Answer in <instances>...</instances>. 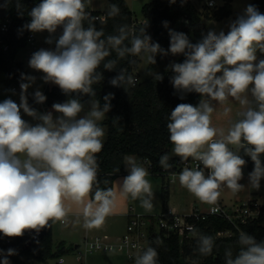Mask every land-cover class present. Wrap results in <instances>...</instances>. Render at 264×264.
Masks as SVG:
<instances>
[{
  "label": "clouds",
  "instance_id": "obj_1",
  "mask_svg": "<svg viewBox=\"0 0 264 264\" xmlns=\"http://www.w3.org/2000/svg\"><path fill=\"white\" fill-rule=\"evenodd\" d=\"M169 2L174 4L176 0ZM89 3L90 0H41L28 12L31 19L23 28L33 33L47 31L45 43L55 44L52 49L34 52L29 67L43 74L44 83L58 86L70 98L53 103V111L39 112L28 102V89L36 83V77L21 73L19 104L10 98L0 102V234L20 237L26 230L38 234L50 228V221L67 223L66 200L79 205L82 226L87 230L100 228L111 214L115 193L99 187L96 154L104 146L101 122L111 111L114 94L105 95L103 105L91 100L87 111L78 97L96 96L93 86L104 79L101 65L113 71L118 60L129 56H139L155 65L157 55H182L183 62H172L166 68L172 72L170 83L178 93L195 92L201 96L197 105L178 104L166 125L172 155L182 163L190 158L197 162L179 172L181 186L216 212L214 206L222 188L233 194L245 188L239 181L247 163L243 157L247 156L254 163L248 186L258 190L264 179V59L257 60V52L264 53V13L249 4L230 22L227 33L210 29L196 43L164 21L170 37L169 48L164 49L148 34L147 18L137 31L123 24L117 26L115 34L105 35L102 28L97 29L96 17L87 11ZM180 3L183 6L187 0ZM119 13L118 5L111 4L107 16ZM58 28L62 32L55 37ZM113 53L116 59H107ZM152 77L155 81L164 78L156 72ZM138 82L125 68L109 81L125 91ZM73 94L77 98H71ZM229 97L238 101L243 110L225 131L212 126L211 117L216 111L212 102L224 105ZM33 99L43 104L47 97L37 88ZM21 112L37 123L23 119ZM223 113L229 115L231 108L224 107ZM118 121L119 117L113 118L114 124ZM171 157L168 153L161 155L159 164L164 170L173 167ZM124 164L128 175L120 185L121 192L139 199L141 207L151 212L154 193L147 179L148 170L135 156H126ZM90 193L92 199H88ZM191 231L197 237L199 254H212L213 237ZM162 243L157 238L156 244ZM237 244L235 255L231 248L225 250V264H264V241L258 242L240 231ZM16 254L15 249H0V264H11L8 257ZM134 264H159L156 248L143 249L135 256Z\"/></svg>",
  "mask_w": 264,
  "mask_h": 264
},
{
  "label": "trees",
  "instance_id": "obj_2",
  "mask_svg": "<svg viewBox=\"0 0 264 264\" xmlns=\"http://www.w3.org/2000/svg\"><path fill=\"white\" fill-rule=\"evenodd\" d=\"M111 4L118 5L119 15L108 17L106 11H90L92 16L104 15V18L95 20L97 29H103L105 35L115 34L117 26L126 24L129 28L137 20V16L131 10L126 0H108ZM233 0H225L224 5L219 8H206L204 11L199 10L196 5L187 0L181 6L180 0L171 4L169 0H151L146 2L141 13L143 18L149 20L148 34L154 42H158L163 48H169L170 37L168 29L163 26L164 21L169 22V28L188 35L190 41H199L202 34L209 30L203 20V17L222 20L233 13ZM41 0H0V72H5L9 87H20L21 73L26 74L24 62L17 59L18 52L27 47L28 35L30 31L23 26L30 22L28 12L32 7L40 3ZM261 13H264V0H252ZM7 24V29L2 30V26ZM87 26V22H85ZM140 26H137L135 31ZM228 32V31H227ZM225 32V33H227ZM127 43V42H126ZM7 45V49L3 47ZM107 59H116L113 53ZM134 60L135 63H129ZM184 57L181 55L173 62H183ZM140 63V57H126L118 60L115 70L108 71L103 69L104 79L100 84L94 85L96 96H80L78 98L84 101L93 99L99 100L103 105V97L108 93L114 94L111 100V111L108 116L101 122L102 127L107 128V137L101 152L96 154L99 165L97 180L100 188L112 189L114 192V183L118 176L124 174V160L128 154H138L142 160L149 163L150 172L163 180V207L166 208L170 198L169 174L176 171V159L171 155L173 145L169 140L167 130L168 117L171 111L181 103L197 105L201 96L195 92L178 93L170 83L171 71H166L167 66L157 68L155 65H149L146 76L140 78L135 87H128L127 91L123 87H113L109 81L118 75L120 68H125L128 74L136 75ZM163 75L162 81H155L153 73ZM35 91L29 92V104L37 109L43 110L44 107H52L53 103H62L70 97L64 95L58 86L47 87L42 92L47 97L43 104H36L33 99ZM183 97V98H181ZM71 98H77L75 94ZM119 117V121L114 124L113 118ZM168 153L171 157L170 163L173 167L164 170L159 160L161 155ZM243 156V152H241ZM248 167L254 168V163L250 157H243ZM264 162V156L261 157ZM118 170V171H117ZM95 189H93L94 193ZM93 193H90L91 199ZM198 231L201 234L213 237L215 244L212 254L208 256L200 255L197 250V237H191L181 242L178 234L166 231L151 232L149 236V246L155 247L158 252L159 264H225V250L231 248L235 255L239 250L237 244L240 231L247 232L256 240L264 241V205L261 206V213L255 219H249L245 223L240 222L234 225L231 222L219 217L211 216L209 219L199 222ZM229 231L230 235L220 236L218 232ZM159 238L163 241L157 245L156 240ZM25 233L20 237H4L0 234V249L5 251L15 249L16 255L8 257L11 264H28L27 259L46 261L49 258L61 257L69 249L66 248L65 241L57 245L54 250L53 229L46 228L37 240L25 243Z\"/></svg>",
  "mask_w": 264,
  "mask_h": 264
},
{
  "label": "rangeland",
  "instance_id": "obj_3",
  "mask_svg": "<svg viewBox=\"0 0 264 264\" xmlns=\"http://www.w3.org/2000/svg\"><path fill=\"white\" fill-rule=\"evenodd\" d=\"M95 0H90L88 5L87 11L92 10L94 7L96 10L106 11L109 9V2L108 0H97L96 6L91 4ZM131 5V10H133L137 16L138 20L143 19V15L141 13L142 6L151 0H128ZM192 2L196 5V7L204 11L205 7L208 8L207 2L208 0H192ZM216 6L209 7V8H219L220 6L224 5L225 0H215ZM104 3V4H102ZM252 4V0H233V13L222 20H216L212 18H207L206 16L203 17V20L208 28V30H215L217 32L223 30L224 32L229 31V24L231 21H234L239 15L243 14L244 9L247 5ZM93 5V6H92ZM103 5V6H102ZM101 7V8H100ZM93 9V10H94ZM46 32V31H44ZM46 37V35H44ZM192 43L198 42L197 40H192ZM37 44V41H36ZM38 47V44H37ZM162 47V46H161ZM168 49V48H164ZM39 50V48H38ZM29 48H22L18 54L17 59L24 62V68L26 71V75H32L36 77V83L28 89V91L32 90L35 91L39 88L43 91L47 85L54 86L53 84H46L42 81V73L37 72L29 67V60L30 57L28 56ZM179 56H172L169 54L166 57H161L160 55L156 56V64L155 67L161 68L164 66L169 65L173 61H175ZM264 59V53L257 52V60ZM150 64L146 63L145 59L140 57V63L138 69L136 70V75L140 78H144L147 74L146 70ZM20 92L21 89L19 87L18 90L12 91L7 82V75L5 72H0V102L5 99H12L14 102L19 104L20 102ZM249 99L251 97L249 96ZM213 106L215 107L216 111L212 114L211 123L213 127L218 129H224L225 131L230 126V121L235 120L237 118V113L242 111V107L240 106L239 102L236 101L234 98L229 97L228 101L224 105H220L219 103L213 101ZM224 107H230L231 113L229 115H224L223 109ZM148 162H146V165ZM144 166V165H143ZM149 166V164H148ZM146 167V166H145ZM253 171V168H249L248 164L243 168V179L239 181V183L245 185V188L237 194H233L229 189L226 187L222 188L221 195L219 199H221L224 204L228 207L236 208L248 200L257 199L259 202L264 203V179L260 182V188L258 190L251 188L249 185V178L248 174ZM124 177H121L118 182V195L115 196V204L111 213H134V214H144L150 215L152 213L158 214L162 210L163 206V196H162V185L163 180L161 177L154 176L151 180L152 191L154 193L153 198V209L151 212H146L140 205L139 199L133 200L130 196H127L121 192L120 185L122 184ZM170 187L174 188V195L172 198V203L175 206H178V210L181 212H188L190 208L193 207H200L204 208L206 203L197 199L193 194H191L186 188L182 187L179 179L178 174L175 177L173 182L170 181ZM88 199H91L90 194ZM205 204V205H203ZM236 204V205H235ZM65 206L69 209V214L67 216V223L56 222L53 223V241H54V250L57 249V245L65 241L66 248L69 249L66 253L62 254V257L65 258V262L60 263L59 257L49 258L46 261H39L35 259H27L28 264H76L77 259V252L83 251L85 249V239L89 237L90 240H93L95 235H102V234H109L111 236L114 235H122L127 232V217L126 216H119L116 219H113V216H107L103 225L98 229H85L83 225V217L80 215H76V213H80L79 205L73 203L70 200L65 201ZM113 221V226L111 227V223ZM111 227V228H110ZM98 233V234H96ZM226 236L229 235L225 234ZM76 245H79L78 250L76 249ZM86 262L88 263V257L86 258ZM126 260L121 264H126Z\"/></svg>",
  "mask_w": 264,
  "mask_h": 264
},
{
  "label": "built area",
  "instance_id": "obj_4",
  "mask_svg": "<svg viewBox=\"0 0 264 264\" xmlns=\"http://www.w3.org/2000/svg\"><path fill=\"white\" fill-rule=\"evenodd\" d=\"M207 5L209 7L216 6L215 0H208ZM211 5V6H210ZM97 19L104 18V15L96 16ZM136 20L132 25L131 30L135 31L137 26H142L143 21ZM149 21V20H148ZM7 29V24L2 26V30ZM28 45L29 52L28 56L31 58V55L38 50L36 44V33L31 32L28 35ZM7 45L3 48L7 49ZM137 79L138 77L135 76ZM19 87L12 86L10 90H18ZM197 162L193 161L191 158L188 161L181 162L180 158L176 159V171L171 172L169 177L174 179L177 174L184 167H194ZM201 167H203L201 165ZM175 174V175H174ZM213 206H208L207 208L195 207L191 211L178 214L172 209L165 210L155 216H144L141 214H131L127 223V232L113 240H106L101 237H96L93 240H86L85 249L77 252V263L76 264H85L83 259L86 258L89 254H94L96 252L104 253H119L125 255L130 264H134V258L139 254L143 249H146L149 246V236L151 232H160L166 231L169 233L178 234L181 242L194 237L192 234V229L198 231L199 222L209 219L211 216H219L234 225H238L240 222L245 223L249 219H255L259 217L261 213V206L253 201H246L242 205L231 208L224 204L222 201L218 200L216 207L217 211L213 212ZM52 224V222L50 221ZM47 228V227H46ZM42 229L38 234L34 230L25 231V243L32 242L37 240L40 235L46 229ZM201 233L200 231H198ZM230 235L229 231H220L218 235L225 236V234ZM61 262H64V258H60Z\"/></svg>",
  "mask_w": 264,
  "mask_h": 264
},
{
  "label": "crops",
  "instance_id": "obj_5",
  "mask_svg": "<svg viewBox=\"0 0 264 264\" xmlns=\"http://www.w3.org/2000/svg\"><path fill=\"white\" fill-rule=\"evenodd\" d=\"M127 2H128V4H129V6H130V8H131V5H130V2L128 1V0H126ZM192 1V0H191ZM109 2V1H108ZM96 3H98L97 2V0H95V1H93V2H91V4H93L94 6H96ZM102 4H104V3H102ZM92 5V6H93ZM103 6V5H102ZM89 8H92V10H89L88 12H90V11H93V9H94V7H89ZM101 8V7H100ZM94 10H96V9H94ZM101 11V10H100ZM61 32H62V29H60V28H58L57 29V32L54 34V36L55 37H58L60 34H61ZM44 35H46V37H44ZM49 37V33L46 31V32H37L36 33V41H37V44H38V48L39 49H41V48H45V49H52V48H54L55 47V44L53 43V44H47V43H45V40H46V38H48ZM28 48H29V46H27ZM26 48V47H25ZM54 86H56V85H54ZM47 87H52L51 85H47ZM46 87V88H47ZM45 88V89H46ZM44 89V90H45ZM30 91H32V90H30ZM30 91H28V102H29V92ZM80 99V98H79ZM81 100V102L85 105V111H87L88 109H89V107H90V101H84V100H82V99H80ZM93 100H96V99H93ZM65 102V101H64ZM63 103V102H62ZM39 112H41V113H45V112H48V111H53L52 110V107H44L43 108V110H38ZM21 115H22V118L23 119H25L26 121H28L29 123H31V124H35V123H37V121H35V120H33L31 117H29V116H27L26 114H24L23 112H21ZM53 115L54 116H57V115H59L58 113H55V112H53ZM81 115H83V113H81ZM107 116H108V113L106 114ZM107 118V117H106ZM105 118V119H106ZM104 129H105V136H104V142H105V140H106V137H107V128L106 127H104ZM135 156L136 158H137V160L139 161V162H141L143 165H144V167L148 170V172H149V176L147 177V179L151 182V180L150 179H152L153 177H154V175L150 172V166H148V164L146 165V161H144V160H142L141 159V157L138 155V154H128L127 156ZM171 155H172V150H171ZM173 157H177V158H179L178 156H174V155H172ZM128 175V171H127V169H126V166H125V172H124V174H121L120 176H118L117 178H116V180H115V183H114V193H115V196L117 197V195H118V182H119V180H120V178L121 177H125V176H127ZM169 178V182L171 181V182H173L174 180H175V178L174 179H171L170 177H168ZM174 188L172 187H170V185H169V190H170V198H169V200H168V202H167V206H166V208H164L163 206V208H162V210L160 211V213L161 212H163V211H165V210H168V209H172L173 211H175V212H177L178 214H184V213H187V212H181V211H179L178 210V206H175L173 203H172V198H173V195H174V190H173ZM218 200H220V201H222L221 199H218ZM248 201H253V202H256V203H258L260 206H262V205H264V203H261V202H259L257 199H252V200H248ZM223 202V201H222ZM224 203V202H223ZM203 205H205V204H203ZM236 205V204H235ZM209 205L208 204H206V206L204 207V208H207ZM197 207V206H196ZM193 208H195V207H193ZM193 208H190V211L193 209ZM189 212V211H188ZM160 213H158V214H160ZM131 214H134V213H130V214H126V213H111L109 216H113V219H116V217H119L120 215L121 216H126L127 217V223H128V220H129V216L131 215ZM158 214H154V213H152V214H150V215H144V216H155V215H158ZM76 215H80V216H82L80 213H76ZM142 215V214H141ZM110 223H111V227L113 226V221L111 222L110 221ZM110 227V228H111ZM126 227H127V224H126ZM52 229H53V223H52ZM96 234H98V233H96ZM125 234V233H124ZM124 234H122V235H124ZM112 235V234H111ZM111 235H109V234H102V235H95V237L93 238V239H95L96 237H101V238H103V239H106V240H113V239H115V238H117V237H119V235L117 236V235H114V236H111ZM122 235H120V236H122ZM86 240H90L89 239V237H86V239H85V242H86ZM78 247H79V245H76V249L78 250ZM77 256V255H76ZM62 257V256H61ZM61 257H59V262L60 263H63V262H61L60 261V258ZM88 257V263L86 262V258ZM86 258H84L83 259V262L85 263V264H121L122 262H124V259L126 260V264H130V262H129V260H128V258L125 256V255H123V254H119V253H104V252H96V253H94V254H89L88 256H87ZM62 258H64V257H62ZM64 262H65V258H64ZM76 263H77V259H76Z\"/></svg>",
  "mask_w": 264,
  "mask_h": 264
}]
</instances>
